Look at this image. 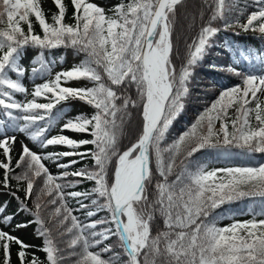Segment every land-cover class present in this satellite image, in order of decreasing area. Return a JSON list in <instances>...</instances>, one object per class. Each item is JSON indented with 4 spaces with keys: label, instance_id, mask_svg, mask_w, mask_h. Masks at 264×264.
I'll use <instances>...</instances> for the list:
<instances>
[{
    "label": "snow or ice",
    "instance_id": "snow-or-ice-1",
    "mask_svg": "<svg viewBox=\"0 0 264 264\" xmlns=\"http://www.w3.org/2000/svg\"><path fill=\"white\" fill-rule=\"evenodd\" d=\"M53 2L58 11L49 23L40 0H0V186L19 201L17 213L33 217L16 228L37 225L47 264H264V219H257L264 217V206L227 217L213 215L225 204L264 200V164L209 168L207 162L193 159L202 150L229 147L264 153V55L257 54L259 75L228 66L242 84L222 90L187 130L167 142L170 127L184 110L195 67L216 46L221 27L214 22L223 20L224 30L237 26L264 35V0H254L257 10L245 23L227 19L233 7H239L232 0H202L199 31L185 41L183 55L174 31L185 0H121L108 10L110 15L90 0H71V24L65 23L63 0ZM32 17L42 34L35 32ZM196 19L193 15L191 22ZM224 46L232 47L228 41ZM27 48L39 49L30 72L20 62ZM58 48H70L83 59L53 75L56 60H48L45 52ZM243 58L252 62L250 56ZM26 74L33 81L31 91L23 83ZM36 79L43 82L37 84ZM74 81L90 86H70ZM17 94L24 99H16ZM68 101L83 102L94 111L67 116L57 106ZM134 114L138 129L124 145L121 138ZM54 128L59 132L53 136ZM65 132L92 138L77 140ZM15 133L40 149L68 150L41 154L22 143L13 167ZM85 145L92 147L80 151ZM69 157L78 159L61 162ZM85 159L92 167L58 175L44 163L69 169ZM12 179L17 190L26 185L24 201L12 191ZM84 181L93 182L90 191H67ZM69 197L79 209L67 204ZM89 199L90 205L84 203ZM27 200L34 201L31 208ZM7 207L0 206V224L11 227L16 213L7 215ZM79 210L87 222L73 214ZM100 213L107 215L92 219ZM235 215L252 219L218 226ZM113 238L115 243H107ZM14 245L19 264H44L34 254L29 259L28 249L34 245L3 227L0 264H12Z\"/></svg>",
    "mask_w": 264,
    "mask_h": 264
},
{
    "label": "trees",
    "instance_id": "trees-1",
    "mask_svg": "<svg viewBox=\"0 0 264 264\" xmlns=\"http://www.w3.org/2000/svg\"><path fill=\"white\" fill-rule=\"evenodd\" d=\"M66 5V17L65 23L71 24L74 23L72 16L74 12V8L71 4V0H63ZM90 2L96 3L97 5L105 8L106 12L121 2V0H90ZM234 5H238V9L233 7L232 11L227 14V19L229 21L239 19L240 23L246 22V17L250 12L256 11L257 7L254 4V0H232ZM40 3H43L42 9L45 13V17L49 23L52 22L51 17L54 13H57V8L53 2V0H48L44 2L40 0ZM189 4V8L191 9L190 14L191 18L193 15L197 17L196 22L190 24V26L186 27L187 30H180L179 20L180 14L184 8L187 9V5ZM202 0H185L183 6L178 8V20L175 25L174 31V40L177 42L176 46L179 49L181 55L184 54V47L182 43L185 44V41L188 40L190 42V38L195 36L199 31L200 27V19H199V10L201 9ZM240 13H243L241 15ZM110 15L111 13L108 12ZM33 21V27L35 32L38 34L41 33V29L39 25L36 23L35 18H31ZM204 19H207V13L204 14ZM215 24L221 27V31L217 34L214 38L215 45L211 49L208 50L207 55L203 58V60L195 67L193 76L191 79L190 84V92L188 97L185 100V107L183 112L177 117V119L173 122L172 126L169 129L167 134V142H171L175 140L183 131L187 130V128L197 119L199 114H201L206 108H209L210 105L218 98L221 91L224 89L231 88L235 85L242 84L241 76H237L232 72L227 70L228 66H231L234 69L239 70L242 74L247 73H255V74H262L261 69L258 66L259 60L257 58V54L264 55V35L260 34L259 32H244L237 26L230 27L226 30L223 29L224 21L220 20L214 22ZM26 29V25H24ZM238 33V34H237ZM228 41L230 45H232L231 49H227L224 46V42ZM182 47V48H181ZM39 53V49L36 48H27L24 50L20 62L22 65L27 68L30 72L32 65V61L37 58ZM50 53L51 59L57 58V62L60 65V68L57 72L63 70H67L72 68L75 64H78L82 59L83 55H77L74 51L70 48H58L54 49L51 52H45V54ZM243 54V55H242ZM46 56V55H45ZM243 56H250L252 58V62L249 63L248 60L244 59ZM61 57L63 60L61 61ZM177 64L180 63L179 60L176 61ZM216 65L215 68L210 67V65ZM56 73V72H55ZM54 73V74H55ZM53 74V75H54ZM13 78H15L13 76ZM42 79H36L35 83H42ZM23 83L26 87H28L29 91L32 90L33 81L28 78L26 74L25 78L23 79ZM85 85L90 86L89 82L87 81H74L70 83L72 87H83ZM31 98V97H29ZM16 99L22 100L24 99L23 96L17 94ZM264 100V96L262 98ZM58 109H63L67 116L75 117L80 113H85L91 115L94 111L93 108L84 104L80 101H68L64 102L61 105L57 106ZM231 114V113H230ZM135 117L137 119H135ZM134 119L136 123L132 127H138L139 125V118L135 116ZM253 124L255 121L253 119ZM131 125L126 126L124 134L121 138V142L124 145H127L131 139H133L134 133L130 131ZM137 131V130H136ZM59 129L54 128L51 135L58 134ZM65 135L71 136L74 139H91L92 137L87 134H75L71 132H65ZM17 136L16 144L13 146L12 152V164L13 167L15 166L16 160L19 159L21 145L18 147V143L21 138L25 137L23 134L15 133ZM28 141H30L28 139ZM29 148L34 151H38L41 154H46L49 152H60L68 150L64 146H49L47 149H40L34 142L30 141L27 144ZM91 145L83 146L80 151H86L87 149L91 148ZM225 152L228 154L226 155ZM4 159L2 155V151H0V160ZM69 159H78V157H69L64 158L61 162L66 163ZM194 160H199L202 162H207L209 168H222V167H231V166H259L264 164V153L259 152H249L246 148H236V147H229L227 150L224 149H206L202 150L195 154L193 157ZM46 166L49 168L50 172L53 175H58L59 173L67 170L69 172L75 171L80 168L84 167H92V161L90 159L82 160L80 163L73 165L69 169H60L57 168L56 165L52 161H44ZM20 169H16V172H19ZM3 170L0 169V179L3 178ZM78 179L72 176L68 177V180ZM171 179V177H170ZM39 183V182H38ZM12 191L16 192V195L20 198V201L25 200V192L24 188L26 185L21 183L19 185V190H17V181L12 179L11 181ZM94 186L93 182L84 181L75 189H67V191H90L91 188ZM36 189L34 188V193ZM44 199H49L48 197H44ZM29 208L33 206V200L25 201ZM84 203L89 204L91 203L90 199L85 200ZM7 204L6 214L7 215H15V219L12 222V231L14 232L15 236H18L20 239L26 238L33 239L35 242L40 241L44 243L43 238L37 236L36 229L37 225L34 223L28 224L27 227L24 228H16V224L18 223H26L29 220L33 219V217L29 216L25 212L17 213V207L19 201L13 198L8 191H6L2 186H0V206ZM67 204L73 209H79V204L76 200L72 198H67ZM264 206V200L260 197L255 198H246L240 201L233 202L231 204H225L220 208L216 209L213 215H223L229 216L231 213H239L241 211L246 210L248 207H253L257 211ZM54 207V206H50ZM77 215L82 222H87L86 217L84 215V210L75 211L73 213ZM107 215V213H100L97 217H93L92 219L100 218L101 216ZM43 216L45 220L49 217V211L45 209L43 211ZM211 218V217H210ZM226 219L229 220L228 223L225 225H221ZM252 217L250 215H235L233 218H225L218 222L219 227H224L229 225L233 222V220L238 221H245L250 220ZM257 219H264V217H258ZM52 228V234L56 235V229L52 226V224L48 225ZM7 229L6 227H3ZM116 240L113 238L111 241L107 243H115ZM63 247V245H61ZM118 251L120 249H117ZM16 264V263H15Z\"/></svg>",
    "mask_w": 264,
    "mask_h": 264
},
{
    "label": "rangeland",
    "instance_id": "rangeland-1",
    "mask_svg": "<svg viewBox=\"0 0 264 264\" xmlns=\"http://www.w3.org/2000/svg\"><path fill=\"white\" fill-rule=\"evenodd\" d=\"M44 2H46V1H48V0H43ZM41 5L43 4V3H40ZM187 7H188V11H187V9L186 8H184V10H182V12H181V14H180V20H179V23L178 24H180V26H179V29L180 30H187V26L189 27L190 26V24H191V21H192V18H191V14H190V11H191V9L189 8V4L187 5ZM183 44V46L182 47H184V43H182ZM181 47V48H182ZM181 50H184V48L183 49H181ZM46 56V58L48 59V60H52L51 59V54L50 53H47V54H45ZM55 60H56V64L54 65V67H53V74L55 73V72H57L58 71V69L60 68V65H59V63L57 62V58H55ZM258 95H260V94H258ZM261 99L263 98V96H261L260 97ZM135 119H137L136 117H135ZM134 119V115H133V117H132V119H131V121H130V125H131V129H130V131H131V133H134V132H136V130L138 129V127H132L135 123H136V120ZM219 127V122H217V128ZM230 131H231V127H230ZM22 143H25V144H29L30 143V141H28V139L26 138V137H23V138H21V140L19 141V145H18V147L22 144ZM20 148V147H19ZM229 222V220L228 219H226L224 222H222L221 223V225H225L226 223H228ZM0 227H4L2 224H0ZM7 229H5L4 228V230L5 231H8V232H10L12 235H15L14 234V232L12 231V226L11 227H6ZM28 237H26V238H23L22 240L26 243V244H29V245H34L35 247H33V248H29L28 249V252H29V259H31V256H32V254H34L36 257H38L39 258V260L40 261H43L44 262V264H47V261H46V254L43 252V251H41L40 249L43 247V243L42 242H40V241H37V242H35V240H33L32 238L31 239H27ZM17 247L18 246H13L12 247V264H19V261H18V259H17V257H16V251H17ZM0 254H2V253H0Z\"/></svg>",
    "mask_w": 264,
    "mask_h": 264
}]
</instances>
